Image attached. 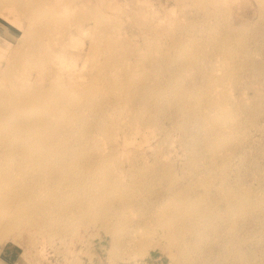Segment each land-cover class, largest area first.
I'll list each match as a JSON object with an SVG mask.
<instances>
[{
	"label": "rangeland",
	"instance_id": "374dc122",
	"mask_svg": "<svg viewBox=\"0 0 264 264\" xmlns=\"http://www.w3.org/2000/svg\"><path fill=\"white\" fill-rule=\"evenodd\" d=\"M38 1L0 0V195L38 193L0 206L23 225L0 233V264H264V201L229 228L215 201L264 194V0ZM34 90L45 100L11 115ZM39 118L55 158L6 163L13 126ZM188 199L209 211L203 236L170 239L157 212ZM50 203L51 230L29 224Z\"/></svg>",
	"mask_w": 264,
	"mask_h": 264
},
{
	"label": "bare ground",
	"instance_id": "6f19581e",
	"mask_svg": "<svg viewBox=\"0 0 264 264\" xmlns=\"http://www.w3.org/2000/svg\"><path fill=\"white\" fill-rule=\"evenodd\" d=\"M33 2L38 3L39 1L38 0H33ZM22 12H24V14H26V11H22ZM27 12L29 13V11H27ZM29 15L30 14L27 15V18H28ZM80 24H82V22H80V23L76 22L75 23V27L79 26ZM19 94H21V91H17L16 95H14V97L17 96V98L16 97L15 98H12V97L9 98L10 101L11 100L15 101L18 98L21 99V101H24V102H19L17 100V102L14 105V108L11 110V112H9V113H11V115H14V116L15 115H19L21 113V110L23 109V106L25 107V105L30 100L34 99L31 102V104H29V108L31 107V105H33V106L40 105V103L44 99V96H42L40 90H34L33 92H30L29 94H27V93H24L22 95H19ZM70 103H71V101L68 100L65 97V94L63 92H59V93L56 92L55 94H53L51 96V100H50L51 107H54V108H57V109L59 107H62L61 110H65V108H67V106H69ZM163 103H164L163 104V107H164V105L166 103L165 102H163ZM97 106H99V104ZM166 107H168V106H166ZM26 108H28L27 105H26L25 109ZM160 112L161 111H159V113ZM101 113H102V110H101ZM167 113H169V112L167 111ZM64 114H65V112H63V116H64ZM168 115L170 116V113ZM99 117H103V114L101 116H99ZM162 121H163V118H162ZM43 124H44V120L42 118H39L38 120H33V121H28V122H22L21 121L20 123H18L15 126H13L12 132L18 134L21 138L23 136H25V138L24 139H20L19 141H16V142H13V141L6 142V144L4 145V147L7 149V152H6V154H7L6 155V157H7L6 163H8L10 165V163L15 162L13 160V158L20 157L21 160H22L21 163L23 165H27L30 162L46 164L49 161L51 162L52 157L55 158L54 154H57V152L52 150L53 149L52 148V144L53 143H50L49 140H48L49 137H50L51 141L54 142L53 141L55 139L54 136H52L51 134H48V133H52V129L48 133L44 134L42 132V130H41ZM1 130H2V132L4 134H7V131L4 130V128H1ZM133 130L134 131H138L139 129L137 127H135ZM13 149H15V150H13ZM15 155H16V157H14ZM81 155H83L81 157L85 158V154H81ZM48 156H50L51 158L49 159ZM259 158L261 159V157H259ZM85 159L88 160V162H89L88 158H85ZM263 160H264V158H263ZM105 162H107V164H108V162H109V158L108 157H104V158L99 159L98 161L94 162L93 165H96V164L97 165H101V164H105ZM212 163L215 164L216 162L213 161ZM9 165H8V167H9ZM20 168H21L20 169L21 174L24 175V173L27 171V168L23 167V166L20 167ZM98 168H100V167L98 166ZM98 168H96V169H98ZM45 173H46V170L45 169L42 170V174H45ZM102 173H103V171H102ZM6 174H7V178H12V176H11L12 174L9 172V168L6 170ZM222 175L223 174H221V176ZM225 177L227 178L228 174L225 173V175L222 178L224 179ZM11 184H13L16 187L14 193L12 194L13 197L9 196L7 194H4L2 196L0 195V206L7 205V206L13 208L12 204L15 202L14 201V197L19 196L20 198L32 200L34 195L35 196L38 195V193H36L37 191H34L33 189H31L30 186H27V185L22 186V185L16 183L14 180L11 182ZM206 185L208 186V184H206ZM210 189L211 188H209V190ZM133 192H134V190H133ZM242 192L243 191L240 192V189H238V188L236 189L233 185H228V186H226L224 188L220 187L217 190V195H215L216 196L215 201L218 200V202H221L223 204V209L226 211V218L228 219V221H231V224H228L227 228H229L231 226H237V221L238 220H243V218L245 216H247L249 214V212L254 211L255 208L258 207V206H256L254 204V201H259V202L260 201H262V202L264 201V194L263 195H259V194H253L251 192H245V191L243 192V194H241ZM63 195L65 196L66 193H63ZM6 196L9 197L11 205H8V201L4 198ZM178 196H179V194L177 195L175 193L172 196V198L173 199L175 197L178 198ZM253 199H255V200H253ZM201 200H202L201 197L197 198V201H201ZM191 201H194V200L188 199V203L183 202V201H180L181 203H175V204L171 203L169 205V208L164 210L162 213H158L157 212L156 221L158 220L161 225H164V224L169 225L170 228H171L167 232L168 236H170V239L171 238H173V239H176V238L184 239L185 238L184 235L186 234L187 236L190 237L191 241H195V239H199V238H201L203 236L202 226L204 225V223H202L203 220H201L202 222H200L198 219L199 218H203L204 219L205 216H207V214H209V211L206 212V210H205L204 212H200V215H197V214L191 215L190 211L193 210L192 206H191ZM7 206H4L3 210L6 209ZM50 206H52L51 203L49 205H44V206H40L39 205L38 207H35L34 210H33L34 213H35L34 216L32 218L28 219L29 220V224H31V225L34 224L33 225L34 227L35 226L39 227L38 223L39 224L42 223V224H44L45 227L48 226V229H49V225H51L50 224V220L52 218L54 220V217L56 216V215L55 216L53 215V213H52V211L50 209L51 208ZM43 208H48V212H47L46 215L45 214L44 215L41 214V212H44ZM12 211H13L14 215H13V217L11 219H7V220H4V221L2 220L3 222H1V219H0V233L1 234H5L6 235V234H8V231H12V230L18 229L19 226L23 227L22 224H18L19 223L18 211L16 209H13ZM49 212H51V215H49ZM55 219H57V218H55ZM53 223H54V221H53ZM57 224H59L58 220H57ZM240 224L242 225V223H240ZM20 229L21 228H19L18 232L21 233ZM76 229L77 228L75 227V229L71 233L74 234ZM50 230L51 229H49V231ZM54 233H55V231H54ZM71 240L73 241V239H71ZM259 246H261V244H259Z\"/></svg>",
	"mask_w": 264,
	"mask_h": 264
}]
</instances>
